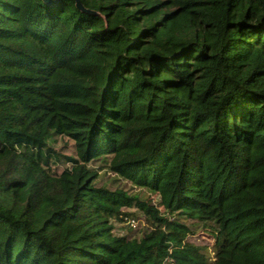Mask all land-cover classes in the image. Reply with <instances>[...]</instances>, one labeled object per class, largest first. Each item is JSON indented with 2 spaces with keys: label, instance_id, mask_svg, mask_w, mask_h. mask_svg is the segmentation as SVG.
Returning <instances> with one entry per match:
<instances>
[{
  "label": "trees",
  "instance_id": "16d2710c",
  "mask_svg": "<svg viewBox=\"0 0 264 264\" xmlns=\"http://www.w3.org/2000/svg\"><path fill=\"white\" fill-rule=\"evenodd\" d=\"M0 264H264V0H0Z\"/></svg>",
  "mask_w": 264,
  "mask_h": 264
},
{
  "label": "rangeland",
  "instance_id": "374dc122",
  "mask_svg": "<svg viewBox=\"0 0 264 264\" xmlns=\"http://www.w3.org/2000/svg\"><path fill=\"white\" fill-rule=\"evenodd\" d=\"M53 139L54 141L51 145L58 153L65 156H75V146L72 140L63 136H56ZM88 165L92 170L96 171V178L92 182L95 186L107 187L110 190L122 189L129 195H136L140 200L149 201V203L152 205L158 202V199L150 194L149 191L144 188H138L134 186L131 182L122 179L113 170H111L109 159H107L106 162L101 160L89 162ZM64 166H66V164H64ZM61 168L62 166L59 167V169ZM160 208L162 209V207ZM121 209V211L133 213L134 216L129 217V219L133 218L134 220L129 222L128 219L126 222H119L115 219H112L109 221L115 227L117 234L139 237L143 232H148L149 228L146 224V217L143 215V213L134 208L123 207ZM183 221L190 227V229L194 230V234L190 235L188 238L189 241L194 242L195 244L210 246L211 239L200 227V223L191 219H184ZM208 253L210 256L212 255L210 250H208Z\"/></svg>",
  "mask_w": 264,
  "mask_h": 264
},
{
  "label": "water",
  "instance_id": "95a60500",
  "mask_svg": "<svg viewBox=\"0 0 264 264\" xmlns=\"http://www.w3.org/2000/svg\"><path fill=\"white\" fill-rule=\"evenodd\" d=\"M46 2L48 1V0H45ZM49 3V2H48ZM77 6L79 7V8H82L81 7V4H80V2L79 1H77Z\"/></svg>",
  "mask_w": 264,
  "mask_h": 264
},
{
  "label": "built area",
  "instance_id": "2783aa9c",
  "mask_svg": "<svg viewBox=\"0 0 264 264\" xmlns=\"http://www.w3.org/2000/svg\"><path fill=\"white\" fill-rule=\"evenodd\" d=\"M132 221V220H131Z\"/></svg>",
  "mask_w": 264,
  "mask_h": 264
}]
</instances>
